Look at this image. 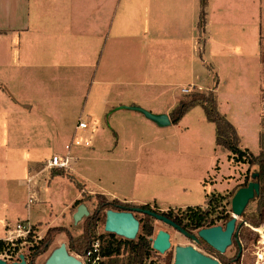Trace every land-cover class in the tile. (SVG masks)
<instances>
[{"label":"crops","instance_id":"1","mask_svg":"<svg viewBox=\"0 0 264 264\" xmlns=\"http://www.w3.org/2000/svg\"><path fill=\"white\" fill-rule=\"evenodd\" d=\"M204 10L203 54L218 79L217 109L240 146L257 155L264 0H206ZM199 11L200 0H0V239L25 232L20 221L45 224L38 238L65 226L60 216L81 194L48 162L66 145L65 172L109 200L167 210L223 194L220 181L237 166L215 144L201 106L165 126L125 108L169 117L183 95L212 89L199 58ZM240 92L249 95L246 106ZM243 124L252 125V145ZM87 138L90 146L80 143ZM68 184L76 192L60 207Z\"/></svg>","mask_w":264,"mask_h":264},{"label":"trees","instance_id":"2","mask_svg":"<svg viewBox=\"0 0 264 264\" xmlns=\"http://www.w3.org/2000/svg\"><path fill=\"white\" fill-rule=\"evenodd\" d=\"M205 5L206 0H200L199 19L197 23L199 31V58L205 67L211 72L212 75V89L207 93L203 92H189L178 100L177 105L170 111L169 120L170 124H176L183 115L194 106H201L207 121L212 122L215 126V144L227 150L230 153V157L235 163H247L248 165H255L256 169L249 172L247 169V175L242 184L238 186L243 187L250 181H257L260 184L259 193L254 196L260 197L258 206V215L250 219L252 224L258 225L262 219L261 209L264 206V148L261 146L259 154L254 155L247 148L240 146L239 136L235 127L227 120V118L221 114L217 109V102L214 93V89L218 83L217 76L213 71L212 66L205 60L203 54L204 48V26H205ZM218 167H215L217 169ZM60 176L65 177L70 181L75 188L80 192L81 197L76 200L72 206L84 203L90 198V193L86 191L85 185L81 183L73 174L65 172L62 168L57 169V173ZM256 174V175H255ZM237 188V189H238ZM236 189V190H237ZM235 190V191H236ZM234 191V192H235ZM231 191L227 197L230 198L234 194ZM95 198L99 199L96 209L88 215L85 220L84 233L81 238L71 239L69 237V248L76 254L84 255L88 249L91 241V229L95 226L96 221L99 219V213L102 209L113 210H132L135 217L139 220V234L134 239H125L117 237L113 233H103L98 238L101 243V254L103 260L100 264H117L118 257L124 256L126 263L123 264H154L149 258L156 254V251L151 247L152 239L148 237L152 234L153 226L151 219L153 218L149 214L143 212V210H151L155 213L162 214L167 218L173 220L176 224L188 232H192L194 229L201 227H207L216 225V222L221 220L225 224L231 217L230 213L226 212L224 208L216 212L222 200L226 197L220 194L210 193L207 194L205 204L206 206H187L184 209H167L161 210L155 203L153 207L151 204L131 205L128 203H121L117 199L109 200L102 194H95ZM227 202H230L229 200ZM216 212V214H215ZM140 215V216H138ZM40 224H33L28 227L25 221H20L19 226L27 230V234L24 239L16 240L14 246L9 250L12 253H17L20 250V244L23 242L31 243L28 246V264H34L35 259L42 255L49 247L55 234L59 232L68 231L63 226H50L47 228L42 237L37 239L38 226ZM236 244L237 252L233 258H227L225 255L212 249L207 243L200 240L198 243L204 244L209 248L211 253L220 261L221 264L237 263L240 260L242 251L239 253L238 241L236 237H233ZM9 245L7 239H0V252L5 250ZM166 264H171V254H168L166 258Z\"/></svg>","mask_w":264,"mask_h":264},{"label":"water","instance_id":"3","mask_svg":"<svg viewBox=\"0 0 264 264\" xmlns=\"http://www.w3.org/2000/svg\"><path fill=\"white\" fill-rule=\"evenodd\" d=\"M127 109L135 110L143 114L147 119L158 126L170 124L168 115L161 113L155 114L138 106H128ZM256 175V174H255ZM260 184L257 181H250L246 186L239 187L230 200V219L223 225H212L201 227L196 232H188L173 220L162 214L151 210H143L153 219L161 221L198 243L200 240L207 243L212 249L223 254L232 244L233 237H236V221L241 216L248 202L259 193ZM90 214L84 203L77 206L73 213L74 222L77 223L84 216ZM103 229L105 232L113 233L125 239H134L139 231V220L135 217L132 210H105V219ZM238 241V240H237ZM171 246L170 234L165 229H159L152 238L151 247L162 254ZM239 253L242 247L238 241ZM19 260L11 264H28L24 253H19ZM0 264H6L4 259H0ZM43 264H81V261L71 252H69L66 243L62 242L53 248L46 257ZM172 264H221L220 261L210 255L204 254L192 245H176L174 247Z\"/></svg>","mask_w":264,"mask_h":264},{"label":"rangeland","instance_id":"4","mask_svg":"<svg viewBox=\"0 0 264 264\" xmlns=\"http://www.w3.org/2000/svg\"><path fill=\"white\" fill-rule=\"evenodd\" d=\"M192 91H196L195 90H191ZM241 95L239 96H243L244 98L248 99L247 101L244 102V100L242 99L241 101H239L238 99H236V101H239V103H243V106H246V104L249 101V95L248 94H244L242 92H240ZM235 97H238V95H236ZM262 106L264 109V93H263V99H262ZM261 124H262V130H261V135H260V143L262 148H264V116L262 117L261 120ZM70 126V125H69ZM243 126L245 127L246 131L243 132L246 136V138L249 140V143L252 145L254 143V137L252 135V131L249 129V126L252 125H248V124H243ZM253 129V128H252ZM256 139V137H255ZM252 141V142H251ZM256 147V146H255ZM253 149V148H252ZM255 150V149H253ZM66 149L64 150V153L61 155L65 154ZM256 151V150H255ZM254 151V152H255ZM63 152V151H62ZM144 164V161H143ZM143 164L141 163V166L139 168V170L144 169L142 166ZM235 166H237V168H234V172H230L229 174H227L226 176H224L220 183H222V192L223 194L220 193H214V194H220L226 198H224L222 200V202L220 203L221 206H219L218 208H216V212L220 211L222 208H224L226 210V212L230 213L231 209H230V202H227L228 200H231V197L228 198L227 195L231 192V191H235L238 186L240 184H242L245 180V177L247 175V169L249 172H252L256 169L255 165H248L247 163H243L244 165H240V163H233ZM223 170H225V172H227V166H225V164L223 165ZM64 171L66 168H62ZM206 182L208 183H213L212 177H208ZM76 192V189L74 188V186H72L71 184H68L67 188L61 193V196L64 197V199L61 200L60 202V207L62 206V201H67V198L69 199L71 196H73V194ZM97 193H90V198L87 199L84 204L86 205L87 209L89 210L90 214L96 209L97 204L99 199L95 198L94 195ZM259 201H260V197H256L251 199L248 204L246 205L243 213L241 214V216H239L237 218V222L238 223H242V222H246L248 225L254 226L255 224H252V222L250 221L251 218L256 217L258 215V206H259ZM123 203V202H121ZM154 203L151 204V206L153 207ZM78 205H74L72 206L68 212L61 217H64V219H61V225H65L63 226L68 233L66 232H59L57 234H55L52 242L50 243L47 251V255L44 256L43 258H39L37 260V263L35 262L34 264H43V262L45 261L46 257L49 255V253L51 252V250L55 247H57L60 243L64 242L67 245V248L69 250V252L71 253H75L74 251L70 250L69 248V237L71 239H78L81 238L83 236L84 233V227H85V223L84 220L87 217H83L81 220H79L77 223L74 222L73 219V213L76 211ZM205 205H203V207H205ZM105 209H102L99 213V219L98 221H96L95 226L91 229V234L92 236L90 237L91 239L98 237L99 235L106 233L103 229V225H104V219H105ZM174 211H177L176 209ZM215 212V214H216ZM262 212V216L263 212H264V206L261 209ZM89 214V215H90ZM231 215V213H230ZM140 216V215H138ZM262 222H264V219L262 217L261 222L259 224H261ZM151 223L153 226V231L152 234L148 237L149 239H152L154 237V235L156 234V232L159 229H165L169 232L170 234V242H171V246L170 248L165 251L164 253L160 254L156 251V254L152 255L149 260H151L154 264H166V258L168 257V254H171V264L173 262V253H174V247L176 245H192L194 246L196 249H198L199 251L203 252L204 254L213 256V253H211V251L209 250L208 247H206L204 244L202 243H196L194 241H192L191 239H189L188 237H186L185 235H183L182 233H180L179 231H177L176 229H174L172 226L167 225L161 221L155 220V219H151ZM221 224L224 226L223 221L219 220L216 222V225ZM248 225H242L238 230H237V237L241 243H242V254L240 257V260L237 263H232V264H252V259L250 256V246H251V242L252 239L254 238L255 234L254 232L248 227ZM43 226H45V224L41 223L38 226V233L40 232V230L43 228ZM22 226H17V229L23 230ZM198 229H194L192 230L193 232H196ZM140 230L138 231L137 235L139 234ZM21 235H16V232H12L11 235L15 236L16 238H13L12 242H10L9 240L8 243L9 245H7V247H13L14 243L16 242V240L19 239H24L26 236L25 232H20ZM37 233V235H38ZM136 235V236H137ZM117 236V235H116ZM120 237V236H117ZM38 239V236H37ZM237 239V240H238ZM13 243V244H11ZM31 243L29 242H25V243H21L20 244V250L19 253H24L25 255H27L28 252V246ZM45 251V252H46ZM44 252V253H45ZM237 252V248H236V244L233 240V243L226 249V251L223 253V255H225V257L227 258H233L236 255ZM43 253V254H44ZM216 258V257H215ZM118 259V263L117 264H123L124 262L126 263L125 257L124 256H120L117 258Z\"/></svg>","mask_w":264,"mask_h":264},{"label":"built area","instance_id":"5","mask_svg":"<svg viewBox=\"0 0 264 264\" xmlns=\"http://www.w3.org/2000/svg\"><path fill=\"white\" fill-rule=\"evenodd\" d=\"M188 91L189 90L186 88L183 89L184 93H187ZM77 127L86 128V123L79 121L77 123ZM75 143L76 144L82 143L86 146L91 145L90 138H87L80 143H79V141H75ZM66 149L69 150V145H66ZM69 159H70V157H69L68 151H67L66 155H53L50 158L48 165L51 168H53V167H55V168H68ZM263 215H264V212H263ZM262 217L264 219V216H262ZM244 224L248 225L245 221L242 223H238L236 221V237H237V230ZM248 227L255 234L254 238L252 239L251 246H250V256L252 259V264H264V222H262L261 224H258V225H254V226L248 225ZM23 230L27 234V230L26 229H23ZM13 238H16V237L12 235V237L7 239V240L12 242ZM238 241L242 247L241 241L239 239H238ZM11 244H13V243H11ZM9 249H10V247H7L5 250L0 252V259H4L6 261V264H11L13 261L19 260V258H18L19 251L17 253H12V251H10ZM73 254L81 261V264H100V262L103 260V256L101 254V243H100V240L98 238H94L91 241V243H90L88 249L85 251L84 255H79L76 253H73ZM25 256H26V260L28 263V259H27L28 254Z\"/></svg>","mask_w":264,"mask_h":264},{"label":"bare ground","instance_id":"6","mask_svg":"<svg viewBox=\"0 0 264 264\" xmlns=\"http://www.w3.org/2000/svg\"><path fill=\"white\" fill-rule=\"evenodd\" d=\"M16 235H21V233L18 231V232H16Z\"/></svg>","mask_w":264,"mask_h":264}]
</instances>
